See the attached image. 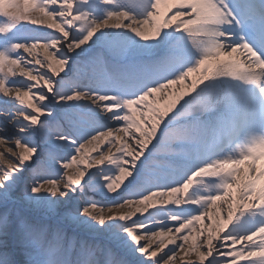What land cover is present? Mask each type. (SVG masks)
Masks as SVG:
<instances>
[{
	"label": "snow or ice",
	"instance_id": "1",
	"mask_svg": "<svg viewBox=\"0 0 264 264\" xmlns=\"http://www.w3.org/2000/svg\"><path fill=\"white\" fill-rule=\"evenodd\" d=\"M0 149V264H264V0H0Z\"/></svg>",
	"mask_w": 264,
	"mask_h": 264
},
{
	"label": "bare ground",
	"instance_id": "2",
	"mask_svg": "<svg viewBox=\"0 0 264 264\" xmlns=\"http://www.w3.org/2000/svg\"><path fill=\"white\" fill-rule=\"evenodd\" d=\"M178 90V89H177ZM0 150H2V149H0Z\"/></svg>",
	"mask_w": 264,
	"mask_h": 264
}]
</instances>
